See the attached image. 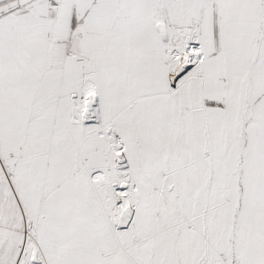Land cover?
<instances>
[{"label": "snow or ice", "instance_id": "1", "mask_svg": "<svg viewBox=\"0 0 264 264\" xmlns=\"http://www.w3.org/2000/svg\"><path fill=\"white\" fill-rule=\"evenodd\" d=\"M0 264H264V0H0Z\"/></svg>", "mask_w": 264, "mask_h": 264}]
</instances>
